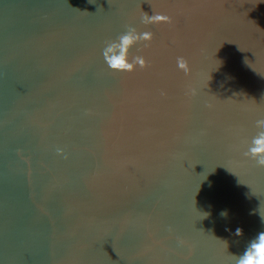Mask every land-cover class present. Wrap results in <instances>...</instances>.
<instances>
[{
  "label": "water",
  "instance_id": "95a60500",
  "mask_svg": "<svg viewBox=\"0 0 264 264\" xmlns=\"http://www.w3.org/2000/svg\"><path fill=\"white\" fill-rule=\"evenodd\" d=\"M128 26L147 66L115 71ZM260 119L264 0H0V264H236Z\"/></svg>",
  "mask_w": 264,
  "mask_h": 264
},
{
  "label": "clouds",
  "instance_id": "9594fccd",
  "mask_svg": "<svg viewBox=\"0 0 264 264\" xmlns=\"http://www.w3.org/2000/svg\"><path fill=\"white\" fill-rule=\"evenodd\" d=\"M141 21L146 25L160 22L171 23V17L160 13H154L150 16L143 12ZM152 38L153 34L151 32L139 33L135 27L128 26L127 32L120 35L117 41H109L107 43L103 51L107 65L112 70L128 72L133 71L136 65L142 68L146 67L147 62L141 56L134 57L132 62H130L129 53L130 49L138 42L150 41ZM177 66L185 74L191 71L187 60L183 57L178 58ZM256 124L259 129H264V119L257 120ZM244 155L254 159L259 167H264V131L258 132L252 140V146ZM221 216H227V212H221ZM261 217L264 218V216ZM235 234L237 236L243 235L242 229H237ZM236 264H264V231L260 232L249 243L244 253L237 257Z\"/></svg>",
  "mask_w": 264,
  "mask_h": 264
}]
</instances>
